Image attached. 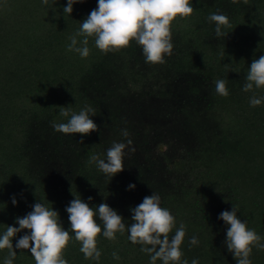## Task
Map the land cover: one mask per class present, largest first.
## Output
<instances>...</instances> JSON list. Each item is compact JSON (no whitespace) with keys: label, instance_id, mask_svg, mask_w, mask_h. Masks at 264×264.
<instances>
[{"label":"trees","instance_id":"trees-1","mask_svg":"<svg viewBox=\"0 0 264 264\" xmlns=\"http://www.w3.org/2000/svg\"><path fill=\"white\" fill-rule=\"evenodd\" d=\"M97 3L77 2L69 15L67 0H49L52 8L42 0H0V235L8 225L19 227L16 217L38 200L69 230L68 264H150L141 245L128 240L127 225L131 209L154 192L176 219L169 237L185 225L182 260L237 264L224 243L222 211L236 205L264 243V101L249 102L264 97V88L243 91L248 67L264 55V0H190L194 11L172 22L173 50L162 64L146 63L134 40L105 54L89 37L87 58L67 51L69 37ZM212 13L229 18L231 27L222 29L227 36H216ZM218 79L226 81L227 97L216 93ZM86 105L96 112L90 118L97 131L82 136L53 129L52 122L68 119L60 107L78 113ZM128 139L124 169L112 178L89 163ZM75 197L94 210L107 203L124 218L126 230L115 240L97 237L98 262L84 258L70 230L66 207ZM25 233L13 237V264H35L30 250L15 249ZM193 236L198 245H190ZM8 254L0 250V264ZM249 259L264 264V250L253 246Z\"/></svg>","mask_w":264,"mask_h":264},{"label":"clouds","instance_id":"clouds-1","mask_svg":"<svg viewBox=\"0 0 264 264\" xmlns=\"http://www.w3.org/2000/svg\"><path fill=\"white\" fill-rule=\"evenodd\" d=\"M77 2L83 0H67L63 12L70 15L73 5ZM237 2L238 0H232V3ZM42 3L49 6V0H42ZM244 3L247 4L248 0H244ZM193 11L190 0H98L97 7L80 24L79 30L69 37L67 51L87 58L90 54L89 37H94L95 46L105 54L126 48L134 40L142 48L146 63L162 64L165 62L164 57L170 56L173 50L172 22L176 18L191 16ZM208 20L215 23L217 37L227 36L228 33L222 31L223 28L231 27L226 15L212 13ZM78 37L83 39L78 40ZM245 79L246 83L243 86L245 92L252 91L254 87L264 88V55L253 59ZM215 91L220 96L229 95L224 79L215 81ZM262 101L264 97L257 98L253 95L249 102L252 107H256ZM59 115L68 119L64 123L52 122V127L57 132L79 133L83 136L98 130L97 124L90 118L96 115L91 106L86 105L78 113L67 107H60ZM122 135L129 136L127 129L122 130ZM79 142L82 144L83 140ZM132 143L131 139L127 140V144L113 142L107 150L106 159L94 154L89 158V163H95L99 171L112 178L124 169L125 149ZM134 188L135 184L128 185V189ZM88 200L91 201L92 197H88ZM12 203L13 205L17 203L14 196ZM66 211L70 230L74 233L75 240L80 243V251L86 260L97 262L100 260L101 251L97 248V237L101 233L105 238L115 240L117 232L123 234L126 230L124 218L107 203H100L94 210L81 198L75 197L66 207ZM131 211L133 222L127 225L128 240L141 245L140 250L150 256V264H156L157 260L162 261V264H189L187 260L181 259L183 256L181 245L186 234L185 225L181 223L175 234L169 237L176 219L170 210L161 206L158 194L153 192L152 195L145 196L142 203ZM237 212L239 208L233 205L231 211H222L218 216V219L228 225L224 243L237 264H251L249 257L253 246L264 250V243H261V237L255 230L248 228L247 222L238 217ZM97 215L102 221L103 231L95 219ZM16 223L19 227L8 225L6 231L0 235V250L7 248L9 252L4 264H13L17 252L14 250L12 240L24 229H28L30 234L25 233L21 236L15 244V249L30 250L35 264H68L63 252L70 241V234L69 230L62 227L56 210L37 200L32 205V211L23 217H16ZM189 243L192 246L198 245L199 240L193 236ZM112 258L119 260L120 256L114 251ZM191 264L199 262L193 259Z\"/></svg>","mask_w":264,"mask_h":264}]
</instances>
